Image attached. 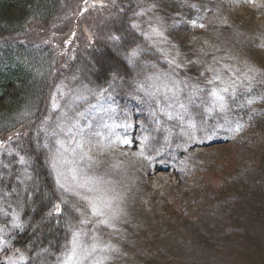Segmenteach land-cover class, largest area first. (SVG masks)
<instances>
[{"label":"trees","instance_id":"trees-1","mask_svg":"<svg viewBox=\"0 0 264 264\" xmlns=\"http://www.w3.org/2000/svg\"><path fill=\"white\" fill-rule=\"evenodd\" d=\"M223 2L227 6L223 0H0V225L9 230L25 264H60L77 237L127 239L116 226L94 222L85 194L65 188L57 177L55 160L74 151L68 143L70 134L95 101L108 95L138 101L141 122L149 133L145 148L149 153L179 139L182 127L190 136L207 128L217 112L218 83L212 78L214 66L192 57L200 52L181 28L186 18L182 17L192 8L207 6L213 13L206 20L213 28L223 25L234 30L226 15L219 17L226 14L220 11ZM147 11L159 18L164 45L176 51L172 44L176 41L190 61L182 63L166 54L152 37L149 20L143 18ZM259 95L263 99L264 90L241 85L226 94L222 109L238 114ZM160 103L166 107L158 127L147 113ZM263 114L261 106L256 121ZM189 140L191 150L203 143ZM143 161L140 154L131 162L136 172ZM244 184L251 191L246 195ZM221 196L224 202L213 213L244 231L233 240L242 242L247 252L237 253L244 260L264 264V230L258 226L254 230L251 224L264 225L260 219L264 217V148L258 164L229 178ZM146 227L129 220L122 227L129 241L145 247L138 264L177 263L179 258L171 249L182 247L181 238L199 250L192 264H207L208 257L226 243L219 241L221 229L212 228L201 215L186 220L184 236L167 228L165 216ZM164 228L168 236L159 243Z\"/></svg>","mask_w":264,"mask_h":264},{"label":"rangeland","instance_id":"rangeland-1","mask_svg":"<svg viewBox=\"0 0 264 264\" xmlns=\"http://www.w3.org/2000/svg\"><path fill=\"white\" fill-rule=\"evenodd\" d=\"M223 1L227 6L223 2L224 8H220V11H226V14L219 13V17L226 15L225 19L234 25L235 33L234 30L223 25L213 28V25H210L211 21L206 20L213 13L207 6L192 8L187 16L182 17V19L186 18L182 23L185 26L181 27L185 29L184 33L194 40L192 48L198 47L200 52L193 54L192 57L201 61L206 59L208 65L214 66L212 78L221 85V91L224 92H216L218 111L208 127L195 131L197 137L200 136L199 132L208 134L207 141L211 140L209 145H195L193 150L188 149L187 142L190 140L182 127V130L178 131L182 134L181 137L171 142L175 145L162 144L156 151L152 150L149 153L145 148L150 138L146 125L141 122V107L135 109L140 113L135 116L134 110H128L125 105V111L116 109L122 112L126 125H123L122 136L113 139L121 144L123 149L102 156L98 155L97 151L94 153L96 155L89 151L84 152L79 144L78 127L86 119L82 118L91 109L115 108L111 96L108 95L95 101L81 117L82 120L68 139V143L74 146V151L62 153L61 157L55 160V166L57 177L65 188L86 195L83 196L90 203L94 222L105 223L106 226L114 229V226L123 225L129 220L130 223L137 225L136 223L139 222L146 227L155 220V216L160 219L165 216L167 228L184 236L186 220H195L201 215L205 221H209L212 228L221 229L219 241L226 242L218 253L208 257L207 264H256L242 259L237 253L239 249L247 252L245 248L242 249V242L237 244L233 240L244 232L242 227L237 226L239 230L233 228L225 223V218L220 219L213 212L221 202H224L221 196L222 186L225 187L228 179L237 173L245 172L257 165L259 155L264 148V114L256 121L260 106L264 108V103L262 104L264 98L255 96L251 104L240 109L239 114L226 112L221 108L225 92L229 93L232 88L246 82L254 87L264 79V0ZM143 18L149 20L148 26L152 37L165 47L166 54L172 60L182 63L190 61L191 58L184 57L185 51L176 41L172 43L176 51L164 45L159 38L160 20L154 13L144 12ZM241 26L246 31H243ZM179 33L183 34V32ZM212 60H215L214 64ZM218 65L224 69H220ZM253 81H255L254 86ZM218 88L220 89L219 86ZM161 92L162 90L157 95L160 96ZM170 106L175 112L177 108L174 107V103L170 102ZM165 107L164 103H160L150 115V119L158 127L161 125V114ZM182 123L186 125L187 121L183 119ZM96 147L100 151L103 150L98 144ZM190 151L193 152L192 158L189 155ZM140 154L143 155L144 163L137 173L131 162ZM80 164L84 167L81 168ZM162 167L165 170L160 169ZM130 177H135L133 187L132 185L130 187V182L127 180ZM120 183H123L122 189H119ZM247 190L244 184L242 194L251 192ZM46 195L47 193L44 194L45 197ZM24 205L32 208L29 202H25ZM242 206L236 210L237 215ZM144 214L148 215L146 220H138ZM260 219L264 222L263 216ZM179 221H181L179 227H172ZM73 222L74 219H69V223L73 224ZM251 224L254 230L257 226L264 230L263 223L252 221ZM6 228L0 225V261L7 252L11 258L6 259V263L0 264H21L23 258L14 251L12 243H9L10 232ZM167 228L162 230L158 238L159 243L161 239L166 240ZM94 229H98L97 224L94 225ZM127 237L125 240L116 241L104 240L101 237L99 240L94 237L89 241H81V237H77L61 264H138V258L145 247L129 241V236ZM138 246L139 250H137ZM180 246L182 247L171 249L179 258L175 264H192L198 257V248L195 249L191 242L185 243L184 238L180 239Z\"/></svg>","mask_w":264,"mask_h":264},{"label":"bare ground","instance_id":"bare-ground-1","mask_svg":"<svg viewBox=\"0 0 264 264\" xmlns=\"http://www.w3.org/2000/svg\"><path fill=\"white\" fill-rule=\"evenodd\" d=\"M111 142V141H110ZM160 169H162V170H165L163 167L162 168H160Z\"/></svg>","mask_w":264,"mask_h":264},{"label":"snow or ice","instance_id":"snow-or-ice-1","mask_svg":"<svg viewBox=\"0 0 264 264\" xmlns=\"http://www.w3.org/2000/svg\"><path fill=\"white\" fill-rule=\"evenodd\" d=\"M125 143H128V141H125Z\"/></svg>","mask_w":264,"mask_h":264}]
</instances>
